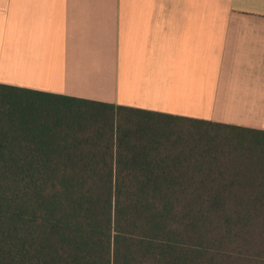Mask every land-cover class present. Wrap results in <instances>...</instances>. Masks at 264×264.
<instances>
[{
  "label": "trees",
  "instance_id": "obj_1",
  "mask_svg": "<svg viewBox=\"0 0 264 264\" xmlns=\"http://www.w3.org/2000/svg\"><path fill=\"white\" fill-rule=\"evenodd\" d=\"M0 264H264V131L0 84Z\"/></svg>",
  "mask_w": 264,
  "mask_h": 264
},
{
  "label": "crops",
  "instance_id": "obj_2",
  "mask_svg": "<svg viewBox=\"0 0 264 264\" xmlns=\"http://www.w3.org/2000/svg\"><path fill=\"white\" fill-rule=\"evenodd\" d=\"M0 84L264 131V0H0Z\"/></svg>",
  "mask_w": 264,
  "mask_h": 264
}]
</instances>
